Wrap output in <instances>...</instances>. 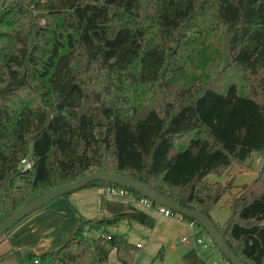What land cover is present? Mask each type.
Segmentation results:
<instances>
[{
	"label": "trees",
	"instance_id": "1",
	"mask_svg": "<svg viewBox=\"0 0 264 264\" xmlns=\"http://www.w3.org/2000/svg\"><path fill=\"white\" fill-rule=\"evenodd\" d=\"M222 33L226 57L214 76L170 90L196 48ZM252 153L264 154V0L5 2L0 222L61 184L111 172L199 211L241 264H264V164L231 196L223 224L210 216L232 184L208 176L222 177ZM108 187L124 188L97 181L76 192ZM76 192L62 196L79 216L73 236L27 258L108 264L113 251L115 264H131L136 248L108 228L122 220L152 228L153 218L120 201L107 207L111 216L85 217Z\"/></svg>",
	"mask_w": 264,
	"mask_h": 264
},
{
	"label": "crops",
	"instance_id": "2",
	"mask_svg": "<svg viewBox=\"0 0 264 264\" xmlns=\"http://www.w3.org/2000/svg\"><path fill=\"white\" fill-rule=\"evenodd\" d=\"M244 165L245 164H243V166ZM236 166L239 167L238 172L243 171L242 165V167L235 165L230 169L229 178H227L228 174H225L222 177H225L226 180L224 179L223 182H217L223 184L231 181L232 188L242 186L239 185L240 183H235V177H233L234 175L231 172ZM235 189L236 193L232 192L233 195L240 191L239 188ZM113 200L126 204V202L122 200ZM228 200L230 201V198H227V201ZM96 204L97 209L99 208V210H101L103 216H111L110 210H108L105 206L99 207L98 202H96ZM215 207L211 210L210 216L216 223L223 224L224 222L220 223L213 218ZM76 209L78 210V208ZM145 213L153 218L154 225L152 228H145L143 226L133 224L132 227L137 228L135 229L134 234L138 235L139 232L142 234L144 245H146L147 249L141 254L138 253L137 256H134V260L131 264H135L136 262L137 264H211V261H217L214 257L216 251L213 252V255L209 256L207 252L202 251L198 245H194L192 243L188 244L182 241V238L185 237L191 241L196 235H200L205 241H207L205 234L201 232L198 227L191 226L189 222L177 216L166 217L155 214L154 212ZM78 223L79 216L76 210L71 208L62 197L55 199L25 217L9 231L3 234L4 236L2 237H5L6 240L5 255L10 254L11 251H13L16 252L17 259L18 254L24 260L31 255L41 256L45 253L56 250L64 245L73 236ZM118 224L116 226L109 227L108 232L117 234L115 231L118 229ZM132 227H130V229ZM7 243L9 244L8 248ZM137 244H139L140 247H137ZM137 244L134 246L136 249L143 248V244ZM159 250L162 251L161 258L155 257V252L157 253ZM39 263L40 262L38 261L36 264Z\"/></svg>",
	"mask_w": 264,
	"mask_h": 264
},
{
	"label": "rangeland",
	"instance_id": "3",
	"mask_svg": "<svg viewBox=\"0 0 264 264\" xmlns=\"http://www.w3.org/2000/svg\"><path fill=\"white\" fill-rule=\"evenodd\" d=\"M226 57V45H225V37L224 34H220L219 37L212 41L210 44L199 46L196 50L190 55L186 63L183 65L182 73L176 77V79L169 84L170 90L179 89L187 87L193 81L197 83H203L214 76L215 72L219 69L222 65L224 59ZM245 165L242 167L241 172L239 171V167H234L232 174L235 177V183L239 185L248 184L252 180L256 178L258 175L259 170L261 169L262 165L264 164V154L259 153H252V155L246 160L244 163ZM240 167V168H241ZM229 178L230 170L227 173ZM225 177H217L215 175H209L208 180L210 182L220 181L223 182ZM231 182V181H230ZM235 188H241V186H237L232 188L231 192L227 193L222 199L219 201L218 205L215 207V211L213 213V218L220 223L225 222L228 217L230 216V201H227V198H231L233 193H236ZM76 192V191H75ZM100 192L97 189H88L86 191L76 192L75 196L73 197L72 201L73 204L78 208V212L85 217L92 218V219H100L103 217V214L97 209L96 202L99 203ZM104 203L103 207L106 208L113 207L114 204H118V201L113 200L112 198H108L104 196ZM108 217V216H107ZM130 224V225H128ZM133 224L122 220L118 224V229H116L115 233L119 234V236L124 237L126 241L135 246L137 243L143 244L142 249H136V253L134 256H137L138 253L141 254L145 251L146 245H144V241L142 238V234L139 232L138 235L134 234L135 229L132 227ZM130 227H132L130 229ZM111 231V229H110ZM5 234V233H4ZM205 234V233H204ZM4 236V235H2ZM0 236V264H19V261L16 257V252L11 251L10 254L5 255L6 249V240L5 237ZM206 239L208 240V236L205 234ZM9 244L7 243V248ZM160 251V250H159ZM155 252V255H158V252ZM215 259L218 261L219 264H227V261L223 259L220 252L215 249ZM4 255V256H3ZM3 256V257H1ZM155 256V257H156ZM134 260V259H133ZM39 264H55L51 260H42L38 257ZM111 262L115 264V259L113 256V251L111 253ZM23 264H34L32 260L25 258L23 260ZM137 264V262L135 263Z\"/></svg>",
	"mask_w": 264,
	"mask_h": 264
},
{
	"label": "water",
	"instance_id": "4",
	"mask_svg": "<svg viewBox=\"0 0 264 264\" xmlns=\"http://www.w3.org/2000/svg\"><path fill=\"white\" fill-rule=\"evenodd\" d=\"M6 1L7 0H0V11L3 9ZM97 181L111 183L133 190L143 197L149 199L153 203L165 207L175 214L195 220L204 230V233L208 236V238L213 242L216 249L226 258L228 262H230V264H241L225 244L222 236L218 233L213 222L208 217L204 216L199 211L190 210L174 203L138 180L111 172H98L83 176L77 180L61 184L54 189L36 197L0 222V236L9 231L25 217L52 202L53 200L58 199L65 194L75 192L87 184Z\"/></svg>",
	"mask_w": 264,
	"mask_h": 264
},
{
	"label": "built area",
	"instance_id": "5",
	"mask_svg": "<svg viewBox=\"0 0 264 264\" xmlns=\"http://www.w3.org/2000/svg\"><path fill=\"white\" fill-rule=\"evenodd\" d=\"M22 164L25 166V168H30V161L27 159L22 160ZM100 194H103L104 196L112 199H118L125 201L129 203L134 208L142 211V212H154L158 215H163L166 217H172L177 216L179 218L180 215L173 213L169 209H166L165 207L159 206L149 199L145 197L137 198L134 196L130 191H128L125 188H114V187H108L102 190H99ZM191 226H195L194 223L189 222ZM182 241L185 243H192L194 245H198L202 251L207 252L209 256L213 255V252L215 251L216 247L213 244V242L208 239L205 241L200 235H196L192 238L191 241H189L186 237L182 238ZM137 247H140L139 244H137ZM38 261L34 260L33 263L36 264ZM110 264V263H108ZM211 264H218L217 261H211Z\"/></svg>",
	"mask_w": 264,
	"mask_h": 264
}]
</instances>
